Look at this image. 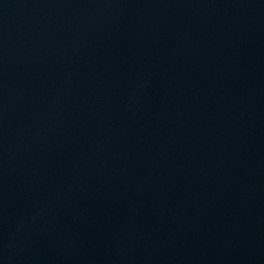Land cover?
<instances>
[{
    "label": "water",
    "instance_id": "water-1",
    "mask_svg": "<svg viewBox=\"0 0 264 264\" xmlns=\"http://www.w3.org/2000/svg\"><path fill=\"white\" fill-rule=\"evenodd\" d=\"M0 264H264V0H0Z\"/></svg>",
    "mask_w": 264,
    "mask_h": 264
}]
</instances>
